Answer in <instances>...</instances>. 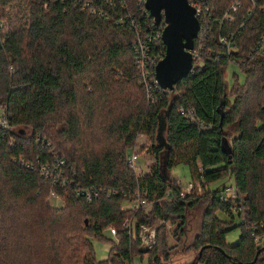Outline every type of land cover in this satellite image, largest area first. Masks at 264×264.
Wrapping results in <instances>:
<instances>
[{
	"label": "trees",
	"instance_id": "obj_1",
	"mask_svg": "<svg viewBox=\"0 0 264 264\" xmlns=\"http://www.w3.org/2000/svg\"><path fill=\"white\" fill-rule=\"evenodd\" d=\"M104 1L57 0L44 9L40 0H0V264H131L143 254L149 264H169L184 250L195 253L191 264H264V246L249 232L264 216V0H202L210 13L194 41L200 65L173 91L145 86L133 30L97 14L122 17L124 2L141 18L137 0H112L114 10ZM149 53L164 56L162 40ZM233 63L246 82L231 90L229 106L224 76ZM232 124L239 134L230 140L224 128ZM139 136L149 140L146 176L127 164ZM55 158L65 163V188L40 172ZM178 164L189 168L193 195L183 197L166 176ZM227 177L238 198L221 202L225 186L209 187ZM94 186L102 194L93 203L76 197ZM136 191L145 205L122 208ZM51 192L63 208L47 205ZM159 221L156 245L140 250L138 229ZM109 225L117 243L98 262L90 239ZM237 228L238 243L228 246L225 235Z\"/></svg>",
	"mask_w": 264,
	"mask_h": 264
},
{
	"label": "built area",
	"instance_id": "obj_2",
	"mask_svg": "<svg viewBox=\"0 0 264 264\" xmlns=\"http://www.w3.org/2000/svg\"><path fill=\"white\" fill-rule=\"evenodd\" d=\"M44 2L43 8L46 9L48 2L56 3L57 0H40ZM124 1V0H123ZM202 0H189V4L191 7L196 11V18L200 25V31L198 35L205 30L202 23H204V20L207 14L210 13V10L208 9V5L206 4V1L202 2ZM105 5L110 7L112 10L115 9V6L112 2V0H105ZM146 0H137V12L141 14V18H138V16L135 13H130L126 11L125 3L120 2L119 7L121 8V12L124 14L121 15L122 17H116V19H112V16H110L109 13H106L104 11L99 10L97 14L101 16V18H106L111 22H115L114 24H120L123 26V20L124 19L128 26L133 30L134 32V42H133V49L137 56H135L136 62H137V69H139L140 75L143 77L142 82L144 83V79L146 78L147 81H149L151 84H153L156 88L160 90L158 87V83H156L155 80V67L156 65L161 62V60L165 57L162 55H152L149 53V45L152 43H155L157 40H161L162 32L156 31L155 29H158L160 27V24L164 26L163 22H160L158 26L155 25V21L153 17L151 16L150 12L147 11L145 8ZM85 8L88 10L91 14H96V10L94 9V5L92 2H88L85 4ZM144 15V18H142ZM225 20L230 21V19L227 17V15L224 17ZM142 22V23H141ZM143 25V26H142ZM145 27V28H144ZM165 28V26H164ZM164 30V29H163ZM197 35V38H198ZM3 43L2 40H0V45ZM163 43V41H162ZM220 43L225 44L228 47V44H226V41L224 39H220ZM199 50V48H198ZM192 54V68L199 66L200 64V58L199 54L197 53V49L194 51H191ZM192 69V71H193ZM145 84V83H144ZM181 114H184V111L179 109ZM191 118V117H189ZM2 128H6L5 121L0 122ZM138 157L135 152H131L128 154L127 157V164L131 169H133L134 172H136V161ZM28 167V166H26ZM65 168V163L63 161H58V159H54V162L50 165L42 166L40 172H42V177L48 181H52L53 185L61 186V188H65L68 184V179L64 177V174L62 173V169ZM178 185L182 187L183 194L182 196L185 197V195H193L194 187L192 182L187 184L186 187H183L181 182H178ZM102 194V191L99 190L97 187H90V188H80L76 191V197L78 199H83L87 204H91L94 202L95 199H98L100 195ZM112 194L111 190L108 189L106 191L105 198L110 197ZM115 195V194H114ZM122 197L126 198V193H121ZM220 195V201L226 202L228 200L235 201L238 197L237 190L234 189L233 186L230 187H224L222 189ZM58 198L57 195L53 192H51L50 197ZM133 197L135 198V205L133 208L137 209L141 206H144L146 203V200L143 199L140 196L139 191L134 192ZM143 201L144 204H140L139 202ZM127 204H129V201H127ZM125 209H129V206ZM132 209V208H131ZM162 224H164L163 221H159L156 223V226L149 227L142 225L136 234L137 240H139V249L145 252H149L152 250V248L156 245V229L159 228ZM126 229L131 230L133 229V226L131 222L128 220H125L123 222V225ZM109 233L112 236H115L117 233V229L115 226H110L108 228ZM250 235L253 236L255 245L258 247L264 246V216L261 220L258 222H254L249 229Z\"/></svg>",
	"mask_w": 264,
	"mask_h": 264
},
{
	"label": "rangeland",
	"instance_id": "obj_3",
	"mask_svg": "<svg viewBox=\"0 0 264 264\" xmlns=\"http://www.w3.org/2000/svg\"><path fill=\"white\" fill-rule=\"evenodd\" d=\"M197 53H198V49H197ZM199 54V53H198ZM200 64V63H198ZM143 79V77H142ZM144 83L145 86L147 87L149 85L148 81L146 80V78L144 79ZM224 81L226 82V95L228 100V104L229 106H232L233 104V97H231L230 93L233 92L234 87L237 86V84L239 86H242L243 84H245L246 80H245V76L242 73V71L240 70L239 66H236L234 63L230 64L228 66H226L225 69V76H224ZM228 90V91H227ZM232 90V92H231ZM3 115V108L0 107V122L2 121V116ZM29 132V130H28ZM224 132L225 134L229 137L230 140L234 139V137H237L239 132H238V128L236 124H232V125H228L224 128ZM136 144L135 146L132 148L131 152H135L138 159L136 161L135 167H136V172L135 175L137 174L138 176H146L148 174V168L150 166V160H149V156L147 154V151L149 150L150 146H149V140L146 139L145 136H139L136 139ZM130 153V152H129ZM140 174V175H139ZM166 176L172 180L175 181L176 183L181 182L183 187H186L188 183H190V171L189 168L184 165V164H178L177 166L173 167V169L170 172L166 173ZM223 186L226 187H230L233 186V180H231L230 178H223L221 179V181L215 182L213 184L210 185L209 189L211 190H215V189H222ZM46 203L47 205H49L50 207H53V209H60L64 207V202L62 200H60L59 198H54V197H48V199H46ZM139 202V200H138ZM140 204H144L143 201L139 202ZM135 205V198L132 197V200L129 201V204L124 203L122 208H126L129 206V208H133V206ZM203 209L200 206L195 207L194 209V214H193V218L191 223L192 228H198L199 227V221H200V216L202 213ZM216 217L220 222L223 221H228L227 217L222 213H216ZM233 222L235 225L239 224V219L234 217ZM2 224L4 225L5 222L1 220L0 222V228L2 227ZM111 225H109L110 227ZM156 226V224L154 225ZM152 226V227H154ZM170 229L172 228V226L169 227ZM239 235H240V229H234L230 232H228L225 237H226V244L228 246H233L235 244L238 243V239H239ZM91 243H92V248H93V253L95 255V260L98 262H103L108 260L109 257V251L111 249V247L113 245H115L117 243V241H115V237L112 236L108 230H105L103 232V234L101 235V238H95V239H90ZM169 244L170 246L174 245V240L170 237L169 238ZM194 254L195 253H191V252H187L186 250H184L183 252H181V254L177 255V256H173L171 258V261L169 264H191L193 263V259H194ZM131 264H149V257L146 254L138 255V256H134L132 259V263ZM196 264H202V263H196Z\"/></svg>",
	"mask_w": 264,
	"mask_h": 264
},
{
	"label": "water",
	"instance_id": "obj_4",
	"mask_svg": "<svg viewBox=\"0 0 264 264\" xmlns=\"http://www.w3.org/2000/svg\"><path fill=\"white\" fill-rule=\"evenodd\" d=\"M145 8L156 26L160 22L165 26L161 36L165 57L155 67L156 83L160 90L173 91L178 81L188 77L193 69L191 51L200 31L196 11L189 0H146ZM222 148L230 153L225 146Z\"/></svg>",
	"mask_w": 264,
	"mask_h": 264
}]
</instances>
